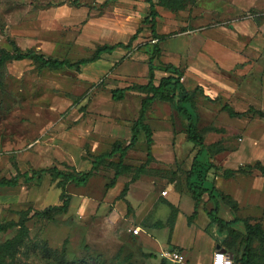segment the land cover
<instances>
[{"label": "rangeland", "instance_id": "obj_1", "mask_svg": "<svg viewBox=\"0 0 264 264\" xmlns=\"http://www.w3.org/2000/svg\"><path fill=\"white\" fill-rule=\"evenodd\" d=\"M156 10L157 32L169 36L160 60L183 72L188 92L203 93L187 109L203 144L201 162L212 165L207 177L221 194L216 215L248 218L264 230V176L253 170L224 177L226 171L264 165V117L231 118L222 110L226 104L236 112L264 111V0H195L177 14ZM147 14L144 0H0V48L7 50L15 42L22 50L75 62L100 45L127 44L140 29L130 50L117 49L77 71L39 69L29 60L6 64L0 71V179L52 168L87 172L92 157L115 142L128 144L145 95L129 92L113 101L111 92L147 82ZM163 76L157 71L156 82ZM145 118L152 159L147 161L141 133L123 159L128 172L112 186L118 156L84 187L66 185V213L51 220L30 213L62 203L59 181L49 174L0 189V223L18 222L20 212L29 216L15 264H176L161 256L162 244L187 262L197 246L203 256L210 247L199 264H211L216 249L240 257L243 225L235 226L239 234L220 233L208 219L214 205L206 196L190 219L194 202L185 178L199 147L187 141L186 119L164 102L153 103ZM140 167L143 172L120 199ZM134 228L140 229L136 236L129 232ZM16 232H1L0 244ZM173 236L189 241L187 248L172 244ZM249 258L250 264H264L263 238L252 237Z\"/></svg>", "mask_w": 264, "mask_h": 264}, {"label": "trees", "instance_id": "obj_2", "mask_svg": "<svg viewBox=\"0 0 264 264\" xmlns=\"http://www.w3.org/2000/svg\"><path fill=\"white\" fill-rule=\"evenodd\" d=\"M148 7V14L143 20V24L148 26L150 30V41L143 46L148 54L147 59V82L145 84H134L125 88L115 89L111 92V98L113 101H119L124 99L129 92H138L145 95L140 104V110L136 121L132 124L130 132L131 137L128 144L123 147L119 142H115L111 150L107 153H102L98 156L92 157L91 168L87 172H76L75 170L66 171L52 169L34 170L31 173L16 174L9 179H0V189L14 188L19 185V181L22 179L24 183H31L35 179H40L43 174H49L53 180H58L59 188L61 189L60 197L62 199L61 205L49 206L41 211L31 210L30 213L36 219L51 220L53 216L66 213L69 207V196L65 192L66 185L69 183L74 184L77 187H84L89 180L93 177L94 172L106 161L118 156V162L114 165V174L110 186L114 184L118 177L128 172V167L123 164L127 152L134 148L138 141L139 134H143L145 137L147 147V161L152 159L151 146L153 144L152 131L149 125L146 123V112L148 108L155 102H164L174 104L175 111L184 117L187 121L186 135L187 141L198 146L199 150L193 157L190 169L186 175L185 183L187 190L191 194V199L194 202V208L191 218L197 216V208L203 197L206 196L208 201L212 202L214 207L207 214L211 223L217 225L220 233L227 232L230 236L239 234L234 228L237 224H242L245 230L246 236L242 242L243 247L240 253V257L234 256L232 258V264H250V245L253 236H259L264 239V230L259 226L251 225L248 218L235 217L230 221L217 217L219 211L218 198L221 194L216 190L214 183L207 177L208 170L212 168V165L201 162L203 157V144L201 138L197 132L196 119L191 115L187 107L193 105V98L195 94H203L200 89H195L193 92H188L183 83V72L171 64H164L160 59L162 56L161 44L166 41L169 36L161 35L157 32V19L159 14L156 7L177 14L185 11L190 6L195 4V0H144ZM140 29L133 34L127 44L116 43L113 45L103 44L98 46L88 58H82L75 62L68 60H58L47 57L41 53L35 52L33 49L22 50L15 42H11V50L0 48V71H2L7 63L29 60L37 65L39 69L47 70H79L81 67L95 63L101 59L103 55H110L117 49L130 50L132 43L136 41L137 34ZM150 49V50H149ZM157 61V64L155 63ZM156 71L162 72L165 76L161 77L156 82ZM210 100V99H208ZM222 110L227 113L231 118H243L250 115H257L261 118L264 117V111L255 110L249 108L245 112H236L230 106L222 105ZM111 164V163H110ZM144 167H140L135 175L132 176L130 181L124 185L120 199H123L126 195L128 188L132 182H134L138 173H142ZM255 170L264 176V165L256 163L253 167L247 166L246 168H238L235 171L224 172V177L232 178L238 175H250ZM127 207L128 203L126 202ZM20 219L18 222L9 221L6 223H0V233L5 232L13 227H17V232L14 238L9 239L0 244V264H15V256L18 248L22 245L23 241L27 237L28 229L26 222L29 219L27 212H20ZM172 250V249H170ZM227 252V251H226ZM7 258V260H5Z\"/></svg>", "mask_w": 264, "mask_h": 264}, {"label": "built area", "instance_id": "obj_3", "mask_svg": "<svg viewBox=\"0 0 264 264\" xmlns=\"http://www.w3.org/2000/svg\"><path fill=\"white\" fill-rule=\"evenodd\" d=\"M166 191H162V195H165ZM139 228H134L129 230L130 233L137 235L139 233ZM161 256L164 258H168L173 262L181 263L183 262L182 255L176 250H164L161 252ZM211 264H232V257L226 250L216 249L212 255V263Z\"/></svg>", "mask_w": 264, "mask_h": 264}, {"label": "crops", "instance_id": "obj_4", "mask_svg": "<svg viewBox=\"0 0 264 264\" xmlns=\"http://www.w3.org/2000/svg\"><path fill=\"white\" fill-rule=\"evenodd\" d=\"M93 64V63H92ZM90 65V64H89ZM157 72V71H156ZM167 193V192H166ZM161 195H162V192H161ZM225 221H230V219H224ZM211 223V222H210ZM212 224V226H215V227H217V225L216 224H214V223H211ZM237 225H239V224H237ZM236 226V225H235ZM235 226H234V228H235ZM140 232V231H139ZM139 234V233H138ZM137 234V235H138ZM134 236H136V235H134ZM189 242V241H188ZM188 242H187V240L186 239H184V241H178V242H176V240H175V237L173 236V240H172V244H174L175 246H178V247H180L181 249H186L187 248V246H188ZM168 246H166V245H164V244H162V246L160 247V248H158V250H160L161 249V252L162 251H164V250H167L168 248H167ZM196 248H198V246L196 247ZM196 248L194 249V250H192L190 253L191 254H193V257L191 258V257H188V262H187V260H185V258H184V256H183V253H181L180 251H178L181 255H182V257H183V262H181V263H176V262H174V263H176V264H199V260L200 259H202L201 257H205V258H208L209 257V255H210V247H208V249H207V251H206V255L205 256H203L202 254H197L198 252L197 251H195L196 250ZM177 251V250H176ZM160 252V253H161ZM189 253V254H190ZM188 254V255H189ZM187 255V256H188ZM231 255V254H230ZM231 257L233 258V256L231 255ZM203 260V259H202Z\"/></svg>", "mask_w": 264, "mask_h": 264}]
</instances>
